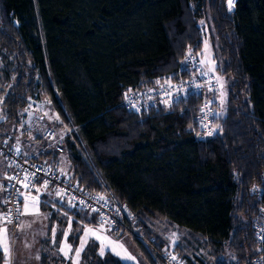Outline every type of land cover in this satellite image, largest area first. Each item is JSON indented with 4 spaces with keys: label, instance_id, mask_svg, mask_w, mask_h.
<instances>
[{
    "label": "trees",
    "instance_id": "1",
    "mask_svg": "<svg viewBox=\"0 0 264 264\" xmlns=\"http://www.w3.org/2000/svg\"><path fill=\"white\" fill-rule=\"evenodd\" d=\"M230 6L0 0V137L32 99L49 101L52 123L67 130L53 143L56 154L66 151L73 182L129 205L147 236L156 225L184 226L209 240L217 264H241L257 252L253 220L264 216V0ZM208 35L217 36L225 59L218 68L233 80L211 140L196 139L200 98L144 113L125 106L146 102L156 80L186 74L190 56L202 62ZM44 161L63 171L58 160ZM70 216L72 242L101 223L77 208ZM88 243L79 264H127L99 255L94 238Z\"/></svg>",
    "mask_w": 264,
    "mask_h": 264
},
{
    "label": "built area",
    "instance_id": "2",
    "mask_svg": "<svg viewBox=\"0 0 264 264\" xmlns=\"http://www.w3.org/2000/svg\"><path fill=\"white\" fill-rule=\"evenodd\" d=\"M234 6V5H231ZM235 7V6H234ZM231 7V10H234ZM186 74L177 78H162L155 81L146 92L144 99H128L125 106L137 113L152 109H170L181 105L190 97L201 99L200 109L195 114L199 126L196 132L198 141L207 143L217 130V111L215 104L220 84L215 73L203 66L194 56L184 60ZM48 141L57 139L56 132L48 128L44 132ZM0 155L11 171L4 186V216L13 231L21 220V202L24 191L31 192L39 185L50 186L80 211H94L103 225L115 233H126L139 241L157 259L159 264H188L185 259L168 245L159 247L154 237L147 236L133 209L127 204H119L111 194L87 190L73 182L68 174L44 160L35 159L12 146L0 137ZM264 210V209H263ZM254 236L259 243L257 252L248 257L243 264H264V216L255 218Z\"/></svg>",
    "mask_w": 264,
    "mask_h": 264
},
{
    "label": "crops",
    "instance_id": "3",
    "mask_svg": "<svg viewBox=\"0 0 264 264\" xmlns=\"http://www.w3.org/2000/svg\"><path fill=\"white\" fill-rule=\"evenodd\" d=\"M1 86L3 85L0 82V87ZM48 104L49 101L45 103L44 107L49 109V113H51ZM41 106V103L37 101L36 97L32 99L29 106L25 110L21 122L17 126L15 123H9L6 125L8 128V137L6 140L21 152L30 155L35 159H41V152L44 149L46 156L42 159L47 160L50 163H52L51 161L55 162V159L58 160L60 167L63 168V171L69 175L71 167L67 157H63L61 154H56V148L54 146L56 143H53L55 141H48L44 137V132L48 129L45 122L47 112L45 113L44 110L40 109ZM59 130L62 131L63 136H66L67 130L65 128H59ZM10 171L11 169L6 159L0 155V176H4L0 192V220L5 227L8 224L3 212V208L5 206L4 186ZM42 199L45 201V205L47 207L46 209L49 210H43L41 208L40 202ZM21 203L22 214L20 222V236L22 240H27L26 234L36 232L38 235L37 239H39L40 242L44 243L45 241H48L51 245H53L56 237H64L65 232L63 231V224L65 221H68L67 229L68 231H71V227L69 226L71 225L72 220L71 218L69 219V217H71L70 208L75 210L76 208L72 202L68 201L63 195L52 189V187L39 185L31 192L25 190L22 195ZM77 211L80 212L78 209ZM85 212L95 214L94 211ZM30 226L32 227L31 229H29ZM103 227L105 228V231L103 230ZM173 228L174 225L168 224L166 231H160L159 233L160 225L153 226V232L154 235L156 234V240L161 244L170 245V247L172 246L171 248L177 245V253L181 258L185 259L188 264H217V258L213 255L209 240L206 237L201 238L200 236L202 235L195 234L188 229L185 237L179 241H173L171 237ZM84 230L88 231L89 237L94 238L98 242H102L106 239L104 234L107 232L112 233L113 231L102 223L95 227L87 226ZM113 234L116 238L121 235H118L115 232ZM67 241H69V239H67ZM123 246L126 250V257H131L135 264H152V261L154 263V260L149 252H147L149 254H145L142 250L135 251L127 243L123 244ZM33 258L37 261L36 264H41L39 263L38 256L34 255ZM66 260L67 262H70V256H68ZM228 260L231 263H236L235 255L228 254ZM19 264H27L25 255L22 260H19ZM241 264H243V262Z\"/></svg>",
    "mask_w": 264,
    "mask_h": 264
},
{
    "label": "rangeland",
    "instance_id": "4",
    "mask_svg": "<svg viewBox=\"0 0 264 264\" xmlns=\"http://www.w3.org/2000/svg\"><path fill=\"white\" fill-rule=\"evenodd\" d=\"M235 2L236 0H231L230 5L235 6ZM234 6H230V8ZM200 57L202 59V62H204L205 64V65L203 64L205 68L215 71L217 81L220 84V89L218 92L219 95L217 98L218 100L216 103V111H217V117H218V112L221 109L220 106L222 104L223 106L226 105V98L228 96L230 86L233 80L230 74L222 73V71L218 68V67H221V68L224 67L225 59L221 54L219 41L216 35H215V38H212L209 35L203 38V45L201 48ZM44 100L45 99H41V101L39 102L42 105L40 109L44 110L45 113L47 112V118L45 120L46 125L48 128L52 127V129L55 130L58 138H63L64 136L62 135V131H60L57 126H55V124L58 122V118L56 119L55 124H53L52 120L55 115L49 113V109L44 107L46 103L44 102ZM48 106L50 107L49 104ZM61 155L63 157H66L67 156L66 151H62ZM3 168H4V165H3ZM3 181H4V176H0V192H1ZM40 204L43 210H49V209H46L47 207L43 199L40 202ZM20 222H19L18 227L15 229V231H13L12 226H10L8 223L7 224L9 226L8 225H6V227L3 226L2 221L0 220V251H1L0 264H19V260H22L24 255L26 256L27 264L37 263V261L33 258L34 255L38 256L39 263L41 264H52V263L53 264H70V263L79 264V262H81L82 255L87 245L89 244L88 239L91 238L89 237L88 231L84 230L83 235L79 237L76 236L74 242H72L71 238L74 232L73 224L69 225L71 227V231H68L67 229L68 221H65L63 224V231L65 232L64 237L63 238L56 237L53 245H51L48 241H45L44 243L40 242L39 239H37L38 235L36 232L26 234L27 240H22L20 236V227H21ZM167 227H168V224L160 226L159 233L160 231H166ZM31 228L32 227L30 226L29 229ZM103 230L105 231L104 227H103ZM172 230L173 231H172L171 237L173 241L181 240L183 237L187 235V231H188L187 227L183 226L182 228L178 225H174V228ZM113 233H114L113 231L112 233L107 232L106 234H104L106 236V239L102 242H98L97 252L99 255L105 256V254L111 252L119 260L127 264H135L134 261H132L131 257H126V250L123 244L127 243L135 251L142 250L145 254L150 253V255L152 256V259L154 260V263L159 264L156 257L148 249L142 246L134 237L122 232L121 235L116 238V236ZM67 239H70V240L67 241ZM176 246H173V248L177 249ZM198 254L200 256L199 251H198ZM68 256H70V262H67L66 260Z\"/></svg>",
    "mask_w": 264,
    "mask_h": 264
},
{
    "label": "clouds",
    "instance_id": "5",
    "mask_svg": "<svg viewBox=\"0 0 264 264\" xmlns=\"http://www.w3.org/2000/svg\"><path fill=\"white\" fill-rule=\"evenodd\" d=\"M235 4H236V2H235ZM135 213V212H134ZM121 233H119L118 235H120ZM131 236V235H130ZM149 237H154L155 239H156V237L155 236H149ZM139 242V241H138ZM140 243V242H139ZM141 244V243H140ZM142 245V244H141ZM143 246V245H142ZM172 249H174V250H176L175 248H172ZM177 251V250H176Z\"/></svg>",
    "mask_w": 264,
    "mask_h": 264
},
{
    "label": "snow or ice",
    "instance_id": "6",
    "mask_svg": "<svg viewBox=\"0 0 264 264\" xmlns=\"http://www.w3.org/2000/svg\"><path fill=\"white\" fill-rule=\"evenodd\" d=\"M229 2L231 3V0H229Z\"/></svg>",
    "mask_w": 264,
    "mask_h": 264
},
{
    "label": "water",
    "instance_id": "7",
    "mask_svg": "<svg viewBox=\"0 0 264 264\" xmlns=\"http://www.w3.org/2000/svg\"><path fill=\"white\" fill-rule=\"evenodd\" d=\"M236 5V4H235Z\"/></svg>",
    "mask_w": 264,
    "mask_h": 264
}]
</instances>
